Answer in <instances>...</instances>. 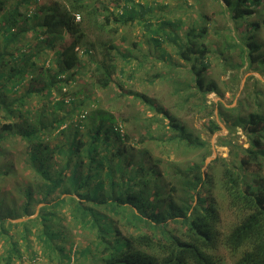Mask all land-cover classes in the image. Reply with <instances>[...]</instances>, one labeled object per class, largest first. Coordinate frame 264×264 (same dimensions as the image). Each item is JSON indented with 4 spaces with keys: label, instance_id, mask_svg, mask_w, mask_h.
Masks as SVG:
<instances>
[{
    "label": "trees",
    "instance_id": "trees-1",
    "mask_svg": "<svg viewBox=\"0 0 264 264\" xmlns=\"http://www.w3.org/2000/svg\"><path fill=\"white\" fill-rule=\"evenodd\" d=\"M61 1L15 0L7 7L0 0V264H22L26 252L30 258L24 264H224L217 252L223 248L234 264H264L262 100L247 116H235L233 125L249 136L236 164H218V158L204 168L202 163H171L170 178L161 183L156 174L162 173L155 165H144L141 156L129 167V152L120 144L127 137L122 125L112 114L86 105L79 90H73L84 67L82 57L94 46L80 49L87 32L84 21L101 29L112 20L132 21L149 8L139 4L136 10L123 0L116 15L103 16L92 0ZM222 1L231 18L241 20L256 13L263 0ZM178 23L163 20L155 29L148 23L144 27L152 40L161 34L171 40L180 57L192 63L206 51L199 48L204 27L194 21L181 41L173 30L166 32V26ZM261 26L264 21L251 22L238 40L245 45H234L248 65L257 63L264 74V41L253 33ZM30 32L37 39L36 50L30 41L27 50L18 44ZM101 44V60L92 75L104 89L116 72L115 44ZM194 67L197 86L215 90L213 83L205 84L202 69ZM135 94L152 105L143 94ZM49 102L63 111L60 117L55 113L49 120ZM152 106L165 118L169 140L177 147L204 143L192 140L166 109ZM76 107L84 109L75 113ZM229 116L223 113V122ZM60 134L63 139L51 144ZM117 155L121 162L114 164ZM224 208L233 213L226 231ZM87 230L91 236L82 235L85 243L78 246L75 239ZM28 231L35 237V249ZM17 237L26 244L24 250Z\"/></svg>",
    "mask_w": 264,
    "mask_h": 264
},
{
    "label": "rangeland",
    "instance_id": "rangeland-1",
    "mask_svg": "<svg viewBox=\"0 0 264 264\" xmlns=\"http://www.w3.org/2000/svg\"><path fill=\"white\" fill-rule=\"evenodd\" d=\"M14 1L4 0L7 7ZM44 1L39 0L40 3ZM56 1L63 4L61 0ZM92 1L97 6L100 5L103 16L116 15L119 6L124 2L123 0ZM129 4L134 5L136 10H140L139 4L149 9L132 21L122 23L112 20L101 29H98L92 21H84L87 32L82 38L80 49L89 48L92 44L94 46H90L89 56L82 57L81 65L84 67L74 83L73 90H79L78 97L82 101L85 100L86 105L91 108L96 106L97 109L112 114L115 122L122 125L120 129L127 137L120 144L129 152L127 153L131 161L129 167L133 166L135 160L141 156L144 165H155L162 173L156 174L161 183L168 182L170 178L168 166L171 163L180 166L202 163L204 168L213 159L218 158V164L222 161L236 164L242 148L249 144V136L244 133L241 126L233 125V122L238 114L247 116L261 100L263 104L260 111L264 114V94H260L264 92V74L260 72L257 63L253 66L248 65V58L245 56L243 59L239 55L238 46L234 44L245 45L238 40L249 31L251 22L263 24L264 0L256 9V13L241 20L231 18L222 0H129ZM1 12L2 10L0 15ZM103 16L99 17L102 25H105ZM177 19L178 25L166 26V32L173 30L181 41H185L186 31L194 21L204 27L199 48H205L206 51L203 55L195 57L192 63H186L180 57L178 46L171 40L165 39L162 34L156 37V40H152L153 35L151 36L144 27L148 23L150 29H155L163 20ZM114 26L116 30L112 31L110 27L114 28ZM253 33L257 40L264 41L262 26L253 30ZM66 39L68 37H64L63 41ZM29 41L34 45L33 50H36L37 39L32 32L18 44L22 49L27 50L26 43ZM105 41H112L115 44L113 51L116 72L108 87L102 89L97 86L92 74L97 72L102 54L101 43ZM261 50H264V45ZM45 54L51 55V52L46 50ZM192 65L195 66L194 68L202 69L200 75L205 84L213 83L215 90L206 92L197 86ZM204 66L206 67L203 68ZM135 93L146 96L152 105L156 104L166 109L178 123L186 127L192 140L198 139L199 143L201 141L204 143L199 147H177L169 140L171 132L166 127L163 115L155 112L150 103ZM78 102L70 103L68 107H73ZM47 107L50 109L49 120L55 113L57 117L63 114L62 110L53 107L52 102H49ZM233 107L234 110L226 109ZM82 109L84 108L76 107L75 113ZM226 112L230 116L226 122H223V113ZM73 121H76V116ZM211 121L217 122L218 128H215ZM82 124L80 130L86 132L87 129L83 128ZM62 139L63 135L60 134L51 138L50 143L55 145ZM120 156H115L114 164L121 162ZM106 158L107 155L104 159ZM262 172L264 173V170ZM12 190L9 191L10 196L15 198L16 193ZM232 214L223 209V231L228 228ZM28 232L31 249H35L37 248L35 237L30 233L31 231ZM82 235L91 236L88 230L77 236L75 241L78 246L85 243L86 238ZM17 239L21 249L24 250L26 244L20 237ZM2 250L0 248V252ZM217 252L223 256L224 264H234V258L226 249H219ZM24 254L26 256L21 258L22 264L30 258L29 252ZM14 264H19L18 260L14 261Z\"/></svg>",
    "mask_w": 264,
    "mask_h": 264
}]
</instances>
